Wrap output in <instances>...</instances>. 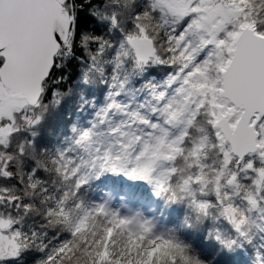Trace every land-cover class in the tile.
Wrapping results in <instances>:
<instances>
[{
	"label": "snow or ice",
	"instance_id": "6c2138e0",
	"mask_svg": "<svg viewBox=\"0 0 264 264\" xmlns=\"http://www.w3.org/2000/svg\"><path fill=\"white\" fill-rule=\"evenodd\" d=\"M0 264H264V0H0Z\"/></svg>",
	"mask_w": 264,
	"mask_h": 264
},
{
	"label": "trees",
	"instance_id": "16d2710c",
	"mask_svg": "<svg viewBox=\"0 0 264 264\" xmlns=\"http://www.w3.org/2000/svg\"><path fill=\"white\" fill-rule=\"evenodd\" d=\"M83 15L85 17H87L88 13L86 11H84ZM87 27L88 28H94L95 25L91 24V23H88L87 24ZM79 54V53H78ZM80 71V62L77 61V60H73L72 61V64L68 67L65 68V73L67 75H69L70 77H75ZM165 71L164 69H156V70H153L151 72V75L155 76L157 80H160L164 77L165 75ZM70 82H68L65 86L68 87L70 86ZM96 99L97 101H102L103 100V92L100 91V92H97L96 94ZM85 118H87L86 114H85ZM65 119H68V120H72L74 119V117H66ZM55 124V121H53V125ZM71 125L69 124L68 127L65 129V132H64V135H70V129ZM49 131H51V128L49 129ZM104 192H107L108 189L105 188L103 190ZM103 194V193H101ZM121 203V201H119V198L117 196H113V204L114 205H117ZM149 204L148 202H138V203H134L132 205V209L134 211H136L137 209H139L140 211H143L145 212V215H150L146 210L148 208ZM157 208L159 209V206L157 205ZM155 216L157 218V221H158V226L167 230V229H175V235L180 237L181 239H188V234L183 232V230L180 228V221H182L184 219V214L183 213H180L179 215H177V213L175 211H165L164 214L162 215L160 213V211L158 210L156 213H155ZM167 216V219H165L164 217ZM194 220V217L192 219H190L188 222L189 223H192Z\"/></svg>",
	"mask_w": 264,
	"mask_h": 264
},
{
	"label": "rangeland",
	"instance_id": "374dc122",
	"mask_svg": "<svg viewBox=\"0 0 264 264\" xmlns=\"http://www.w3.org/2000/svg\"><path fill=\"white\" fill-rule=\"evenodd\" d=\"M115 206V205H114ZM123 210V209H122ZM133 210V209H132ZM134 211V210H133Z\"/></svg>",
	"mask_w": 264,
	"mask_h": 264
}]
</instances>
